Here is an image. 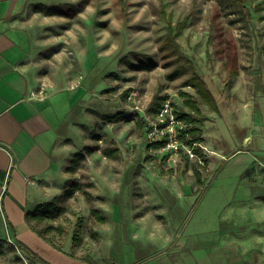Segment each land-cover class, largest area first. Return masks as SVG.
<instances>
[{"label":"rangeland","instance_id":"obj_1","mask_svg":"<svg viewBox=\"0 0 264 264\" xmlns=\"http://www.w3.org/2000/svg\"><path fill=\"white\" fill-rule=\"evenodd\" d=\"M42 1L63 12L64 32L94 62L84 84L113 82L102 92L112 103L106 115L135 116L112 124L102 121L100 104V113L88 111L89 149L74 165L79 180L53 200L63 209L52 222L61 226L50 233L54 240L78 234L72 252L96 264H264V0ZM163 4L173 25L191 14L179 50H160L169 34ZM148 58L158 66L140 69ZM178 64L185 72L169 79ZM231 64L238 74L229 83ZM194 71L218 112L184 85ZM181 92L199 101L203 141L188 135L192 144L183 140L178 151L156 147L137 117L152 113L155 95L171 99L178 113L193 112ZM107 146L118 148V157L106 156ZM1 206L0 264H44L16 241Z\"/></svg>","mask_w":264,"mask_h":264},{"label":"crops","instance_id":"obj_2","mask_svg":"<svg viewBox=\"0 0 264 264\" xmlns=\"http://www.w3.org/2000/svg\"><path fill=\"white\" fill-rule=\"evenodd\" d=\"M42 5L50 7L42 0H0L1 207L15 239L44 264H96L72 252L73 240L56 241L60 251L25 222L27 211L55 200L79 180L74 165L85 157L71 160L89 149L85 127L93 116L88 111L100 113V104L102 121L116 123L108 119L115 114L106 115L112 103L102 93L113 82L84 84L94 62L85 59L81 42L64 32L66 16L38 10Z\"/></svg>","mask_w":264,"mask_h":264},{"label":"trees","instance_id":"obj_3","mask_svg":"<svg viewBox=\"0 0 264 264\" xmlns=\"http://www.w3.org/2000/svg\"><path fill=\"white\" fill-rule=\"evenodd\" d=\"M241 2H245L247 0H240ZM195 2V0H194ZM38 10L45 11L47 14H62L59 9H53L51 7H47L45 5H42L38 7ZM161 14L163 17H165L167 21L168 31L169 34L165 38V40L160 44V50L166 51L169 49H180V44L178 42V37H180L184 29L187 27L191 14H187L182 19L177 21L175 25L172 23L171 16L167 14L166 12V5L161 6ZM210 41V40H209ZM167 65L171 64L170 62H166ZM158 66V62L155 59L148 58L146 61H143L139 64V68L142 70H151ZM186 68L183 64L176 65L171 71L167 73V77L169 79H175L179 76H181L185 72ZM230 78L229 83H232L231 77L238 74V70L234 64H231L230 68ZM184 85H192L196 89V93L199 95L202 101H204L206 104L209 105V107L213 111H219L218 102L213 94V92L208 88V85L206 81L196 72L194 71L192 75H190L187 80L184 82ZM184 96V101L187 106H189L193 112H185L180 111L178 113L179 117L186 120L188 123H190V126L185 130L184 134L182 135L183 140L185 142L192 144V141L195 142H202L203 138L200 136L201 128L197 125L198 122H200L199 115L202 113L200 109L199 101L191 94L186 92H181ZM167 96H158L155 95L153 98V102L151 107L149 108L150 112H155L157 107L160 105V103L166 99ZM124 119L125 121H133L135 116L133 115H126L124 112H118L115 115L109 116L108 119L111 122H115L118 119ZM138 124L139 125H145V119L141 117H137ZM188 135L194 136V140H188ZM156 147H160L163 145V142H153L152 143ZM196 153L202 157L203 150L201 147L197 146L195 148ZM118 148L114 147H104L103 153L107 156L116 158L118 157ZM85 157L84 153H79L76 155L73 161H79ZM197 179L198 181L201 180L200 172L199 170H196ZM62 207L57 204L55 201H46L41 202L37 204L32 211H27L25 213V222L27 225L35 231L42 239L47 241L49 244H51L53 247L57 248L58 250L62 251L61 245L54 240L53 236H51L50 233H54L53 231H61V227H58L54 225L52 222L53 220L57 219L62 214ZM92 214L95 215L101 222L104 221V218L100 215L98 209L93 208ZM74 242L79 240L78 234H75L73 236ZM16 241L24 246V243L20 240ZM4 253V244L2 239L0 238V255ZM47 264H50L49 262H46Z\"/></svg>","mask_w":264,"mask_h":264},{"label":"built area","instance_id":"obj_4","mask_svg":"<svg viewBox=\"0 0 264 264\" xmlns=\"http://www.w3.org/2000/svg\"><path fill=\"white\" fill-rule=\"evenodd\" d=\"M133 96H129L131 99ZM148 127V137L154 142H163L164 148L178 151L183 147L185 130L190 126L186 120L178 115V111L171 99L166 98L157 107L156 111L145 115ZM196 143V142H195Z\"/></svg>","mask_w":264,"mask_h":264}]
</instances>
